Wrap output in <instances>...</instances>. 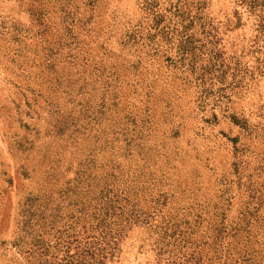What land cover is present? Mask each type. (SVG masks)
Wrapping results in <instances>:
<instances>
[{
    "label": "rangeland",
    "instance_id": "374dc122",
    "mask_svg": "<svg viewBox=\"0 0 264 264\" xmlns=\"http://www.w3.org/2000/svg\"><path fill=\"white\" fill-rule=\"evenodd\" d=\"M0 264H264V0H0Z\"/></svg>",
    "mask_w": 264,
    "mask_h": 264
}]
</instances>
